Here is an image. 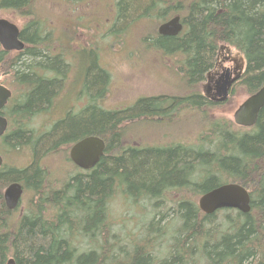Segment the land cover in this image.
<instances>
[{
  "label": "trees",
  "instance_id": "obj_1",
  "mask_svg": "<svg viewBox=\"0 0 264 264\" xmlns=\"http://www.w3.org/2000/svg\"><path fill=\"white\" fill-rule=\"evenodd\" d=\"M113 1L115 26L131 19L181 16L185 30L180 36L147 41L166 53L181 54L186 84L196 90L180 98L141 97L127 109H106L99 101L110 73L93 60L85 75L91 103L37 133L32 116L49 110L61 82L48 72L62 75L67 65L61 55L49 53L40 22L29 20L21 37L30 47L12 55L0 46V67L10 70L24 89L23 99L13 98L3 111L10 125L0 153L28 148L32 155L24 167L0 166V264L10 258L15 264H264V107L250 128L210 120L197 146L180 142L138 148L122 142L127 119L151 120L167 104L215 107L201 96L199 86L220 52L241 57L244 71L237 83L249 95L255 93L264 84V0ZM33 4L0 0V10L30 14ZM88 135L106 142L99 163L90 170L74 166L78 171L64 182L50 180L42 162L47 152L71 147ZM13 182L31 196L9 222L16 209L7 207L4 192ZM224 183L248 189L250 212L224 208L205 214L200 209L193 197ZM119 193L129 204L149 209L151 219L138 230L116 227L111 201Z\"/></svg>",
  "mask_w": 264,
  "mask_h": 264
},
{
  "label": "rangeland",
  "instance_id": "obj_2",
  "mask_svg": "<svg viewBox=\"0 0 264 264\" xmlns=\"http://www.w3.org/2000/svg\"><path fill=\"white\" fill-rule=\"evenodd\" d=\"M32 7L30 14L3 9L0 10V17L9 18L19 27H25L29 20L33 19L40 22L41 30L48 36L45 45L49 53L64 58L67 65L64 72H69L71 76L67 77L64 73L58 75L57 71L48 72L49 77H58L61 81L57 90L60 94L51 110L32 116L31 127L38 132L48 131L68 111L76 112L91 103L90 89L86 87L83 77L93 60L110 73L105 97L99 101L106 109L125 107L141 97L167 95L180 98L196 90L194 86L186 84L184 73L181 71L185 58L181 54L173 55L157 49L147 41V38L157 36L158 26L163 19H131L128 24L126 22L115 26L117 9L113 0H34ZM226 65L229 64L218 60L209 73L213 80L224 72ZM41 70L45 69L38 67V71ZM12 74L10 70L0 67V80L12 89L14 100L23 99L24 89ZM72 76L74 80H71ZM202 82H206V79ZM248 96L246 89L236 83L231 97L213 108H195L188 105L169 107L167 104L164 106L166 110L151 120H146V116L127 119L124 126L128 127L123 130L122 142L138 148L152 145L167 147L171 143L180 142L197 146L198 137L207 131L210 120L219 119L234 124V112ZM197 148L204 149L206 146L200 145ZM69 153L70 146L47 152L46 159L43 158L42 162L47 164L51 177L49 179L53 182H64L78 171L70 160ZM3 156L6 164L19 167L29 164L32 158L28 148L23 151H4ZM30 196L29 192H24L21 207L8 217L9 222L15 221L20 211H24ZM193 198L196 201L199 199ZM111 209L116 227L123 230H138L141 224L151 219L147 213L148 208L144 212L140 205L129 204L120 193L112 199Z\"/></svg>",
  "mask_w": 264,
  "mask_h": 264
},
{
  "label": "water",
  "instance_id": "obj_3",
  "mask_svg": "<svg viewBox=\"0 0 264 264\" xmlns=\"http://www.w3.org/2000/svg\"><path fill=\"white\" fill-rule=\"evenodd\" d=\"M184 28L180 15H175L159 26L161 35L177 36ZM21 29L12 20L0 17V44L4 50L21 51L26 43L20 38ZM242 72L232 76L230 68L224 70L214 88L219 102H226L230 91ZM12 97V90L0 82V111L8 104ZM264 107V84L253 94L249 95L234 112V122L238 126L250 128L256 125L260 110ZM9 127L8 119L0 114V137L6 134ZM105 140L96 135H88L78 140L70 148V158L76 166L84 170L94 168L106 151ZM4 159L0 155V166ZM23 185L19 182L11 183L4 192L5 203L11 210L18 208L22 195ZM200 209L205 214H212L224 208H235L244 213L251 210V195L248 189L239 183H224L202 194L198 199ZM7 264H15L10 258Z\"/></svg>",
  "mask_w": 264,
  "mask_h": 264
},
{
  "label": "flooded vegetation",
  "instance_id": "obj_4",
  "mask_svg": "<svg viewBox=\"0 0 264 264\" xmlns=\"http://www.w3.org/2000/svg\"><path fill=\"white\" fill-rule=\"evenodd\" d=\"M175 16V15H174ZM173 17V16H172ZM172 17H169V18H167V19H165L164 21H162L161 23H160V25L163 23V22H165V21H167V20H169L170 18H172ZM116 18V17H115ZM159 25V26H160ZM159 26H158V34H157V36L158 35H161L160 33H159ZM25 27H20V29H21V32L23 31V29H24ZM184 30H185V25H184V28H183V30L177 35V36H180L183 32H184ZM20 38L22 39V40H24L22 37H21V34H20ZM155 38V37H154ZM25 41V40H24ZM25 43H26V48L25 49H27L28 47H30L31 45L28 43V42H26L25 41ZM0 46L2 47V45L0 44ZM3 48V47H2ZM24 49V50H25ZM4 50V49H3ZM24 50H21V51H17V50H11V51H7V50H5V51H7V52H10V53H15V54H18V53H20V52H24ZM67 57V56H66ZM222 57H223V59H222ZM217 60H221L222 62H227L229 65H226V67H224V70L225 69H227V68H230V71H231V74H232V76H235L236 74H238V73H240V72H242V75H243V71H244V64L242 63V59H241V57H239V55H236V54H234L232 51H228L227 53H225V52H220L219 53V55H218V57H217ZM69 72H64V74H67L66 76L68 77L69 76V74H68ZM222 74V73H221ZM221 74H220V76H221ZM220 76L218 77V78H216L215 80H213L212 79V76H210V74H207V76H206V82H202V91H200V94H201V96L209 103V104H216V105H221L222 103H224V102H219V101H217L216 99L218 98V96H217V94H216V90H215V88H214V86H215V84H216V82L218 81V79L220 78ZM49 77V76H48ZM69 77H71V76H69ZM49 78H51V76L49 77ZM56 78H58V77H56ZM85 78H86V76H84L83 77V81L85 82ZM241 78V77H240ZM59 79V78H58ZM71 80H74V78H73V76H72V79ZM70 80V82L72 83V81ZM77 81H79V84H80V80H78L77 79ZM238 81V80H237ZM237 81H236V83H237ZM0 82L2 83V84H4L3 82H2V80H0ZM78 83V82H77ZM236 83H234V85L236 84ZM5 85V84H4ZM234 85H233V87H232V89H231V91H230V97H231V93L233 92V88H234ZM5 86H7V85H5ZM8 87V86H7ZM9 88V87H8ZM78 88H79V86H78ZM67 89H68V87L65 89V91L67 92ZM12 90V89H11ZM81 92V91H80ZM60 93H58V91H56V93L52 96V99H51V102H50V106L48 107L49 108V110H51L52 108H53V106L56 104V102H57V97H58V95H59ZM14 98V93H13V91H12V97L9 99V101H8V104L6 105V106H8L9 105V103L11 102V100ZM20 101L22 100L21 98L19 99ZM135 103H129V104H127L125 107H122V108H120V109H127V108H129V107H131V106H133ZM77 105L79 106V103H77ZM5 106V107H6ZM171 106H175V104H170V106L169 107H171ZM5 107L0 111V114L1 115H3V116H5L4 114H3V111H4V109H5ZM176 107V106H175ZM175 107H174V109H175ZM83 109V107H81L78 111H76V112H70V111H68L67 112V114H65L63 117H61V118H59L57 121H59V120H61V119H64L68 114H71V113H73V114H75V113H77V112H80V110H82ZM6 117V116H5ZM7 119H8V117H6ZM8 121H9V119H8ZM56 121V122H57ZM55 122V123H56ZM54 123V124H55ZM53 124V125H54ZM9 125H10V121H9ZM52 125V126H53ZM8 129H9V127H8ZM35 130V129H34ZM37 133H41V132H38L37 130H35ZM42 132H44V131H42ZM5 135V134H4ZM3 135V136H4ZM3 136L2 137H0V142H1V140H2V138H3ZM173 145H175L174 143H171L169 146H173ZM73 146V145H72ZM71 146V147H72ZM165 145H161V146H159V145H152L151 146V148H162V147H164ZM70 147V148H71ZM168 147V146H167ZM142 148H150V147H142ZM0 155L3 157V159H4V156L0 153ZM72 161V160H71ZM73 162V161H72ZM74 163V162H73ZM3 164H5V159H4V162H3ZM78 167V166H77ZM79 168V167H78ZM48 169V168H47ZM81 169V168H80ZM24 192H25V190H24ZM23 195H24V193H23ZM23 195H22V199H23ZM22 199H21V202H22ZM21 202H20V204H21ZM19 204V205H20ZM18 208H19V206H18ZM18 208H16V209H18Z\"/></svg>",
  "mask_w": 264,
  "mask_h": 264
},
{
  "label": "bare ground",
  "instance_id": "obj_5",
  "mask_svg": "<svg viewBox=\"0 0 264 264\" xmlns=\"http://www.w3.org/2000/svg\"><path fill=\"white\" fill-rule=\"evenodd\" d=\"M74 145V144H73ZM69 155H70V153H69ZM71 159V158H70Z\"/></svg>",
  "mask_w": 264,
  "mask_h": 264
}]
</instances>
